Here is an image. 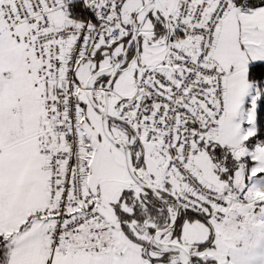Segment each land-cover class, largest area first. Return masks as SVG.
Returning a JSON list of instances; mask_svg holds the SVG:
<instances>
[{"label": "snow or ice", "instance_id": "snow-or-ice-1", "mask_svg": "<svg viewBox=\"0 0 264 264\" xmlns=\"http://www.w3.org/2000/svg\"><path fill=\"white\" fill-rule=\"evenodd\" d=\"M0 264H264V0H0Z\"/></svg>", "mask_w": 264, "mask_h": 264}]
</instances>
